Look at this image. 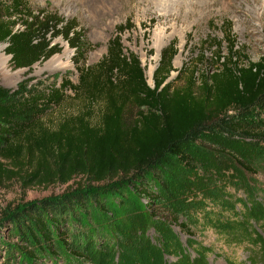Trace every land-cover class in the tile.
<instances>
[{"label":"trees","instance_id":"trees-1","mask_svg":"<svg viewBox=\"0 0 264 264\" xmlns=\"http://www.w3.org/2000/svg\"><path fill=\"white\" fill-rule=\"evenodd\" d=\"M131 27L118 25L105 54L89 65L92 45L74 18L36 10L29 0H0V43L7 44L9 65L31 70L59 51L58 43H51L58 37L73 50L76 77L72 82L64 73L56 82L51 75L25 76L15 87L0 84V159L31 184H65L80 177L74 187L5 215L6 237L15 240L4 238L1 221L2 264H91L89 254L92 264H164L163 247L172 231L152 214L160 207L180 231L191 232L177 221L176 207L164 206L177 185L174 162L190 170L203 165L228 171L244 191L246 215L264 222L253 190L255 175L264 173V156L258 152L264 143V54L256 61L245 57L225 20L222 38L207 44L211 70L197 76L192 66L183 79L182 64L167 80L176 53L170 41L159 51L149 86L137 56L125 53L120 42V33ZM69 95L78 97L81 109L49 126L46 115ZM24 153L35 162L25 172ZM142 198L155 238L135 226L130 233H117L123 224L112 212L130 204L140 207ZM162 235L166 238L159 240ZM135 240L143 249L133 246Z\"/></svg>","mask_w":264,"mask_h":264},{"label":"rangeland","instance_id":"rangeland-1","mask_svg":"<svg viewBox=\"0 0 264 264\" xmlns=\"http://www.w3.org/2000/svg\"><path fill=\"white\" fill-rule=\"evenodd\" d=\"M29 2L36 10L43 8L63 18H74L84 28L86 39L92 45L86 57V63L89 65L97 63L105 54L107 41L116 34L118 25L124 23L131 25V29L120 33V42L125 53L132 52L137 56L149 86H152V73L150 75L149 68L155 67L160 49L170 41L175 42L176 53L171 61L174 70L169 72L167 80L174 79L175 70L182 67V64H185L181 75L183 79L184 74L192 66H195L193 68L197 76L203 69L211 70L213 65L206 62L209 61L212 48L207 44L222 38L220 24L225 20L231 22L236 47L243 50L245 57L256 61L264 54V0H29ZM51 43H58L59 51L47 58L48 60L35 63L29 71L27 68L13 69L9 65L10 56L4 52V43H0V84L15 87L25 76L44 75H51L52 79L55 78L58 82L60 75L64 73L75 82V72L70 62L73 50L58 37ZM222 46L221 50L225 52V47ZM64 54H68V60L63 58L61 63L67 61L66 69L58 70L55 65L50 64L53 58H62ZM95 106L90 110L93 119L96 116ZM81 107L82 103L78 97L69 95L61 107L48 112L45 121L49 126H54L60 115L79 110ZM205 145L217 148V143ZM258 152L261 157L264 156V143ZM27 155L24 153V172L35 165L33 161L28 162ZM0 161L5 169L0 172V222L11 210L30 201L58 195L80 181V177L76 176L65 184L59 182L31 184L28 179L23 180L18 175V171L11 163L2 159ZM171 168L177 185L172 194L165 198L164 206L170 209L176 207L180 213L177 221L183 222L191 232L187 234L180 231L176 224L169 221L168 215L164 211L161 212L160 207L152 214L160 221L161 218L164 219V223H160L172 231L170 237L162 235L158 238L159 240L166 238L167 242L163 247L164 264H264V222L255 215H246L247 209L243 204L244 191L235 185L239 182L235 181L228 171H221L218 168L197 165L196 169L190 170L176 162ZM213 174H220L216 175L214 182ZM255 178L253 190L258 195L256 201L262 202L260 205L262 211L259 215L264 216V173L256 174ZM233 180L236 183H232ZM145 201L144 198L140 200V207L130 204L126 209L120 208L112 212L113 218L123 224L118 227L117 233L121 235L130 233L129 228L135 226L148 238H155L157 232L155 226L151 225L153 223L149 219L151 212L145 208ZM246 205L249 204L245 201ZM1 223L5 230L1 232L4 238L13 242L15 240L13 237H6L7 222L4 220ZM133 246L143 249L144 245L135 240ZM88 256V261L92 264L95 261L93 255ZM2 260L0 257V264Z\"/></svg>","mask_w":264,"mask_h":264},{"label":"bare ground","instance_id":"bare-ground-1","mask_svg":"<svg viewBox=\"0 0 264 264\" xmlns=\"http://www.w3.org/2000/svg\"><path fill=\"white\" fill-rule=\"evenodd\" d=\"M65 58L66 60H68V54H64V56L61 57H57V58H53L51 61H50V64L52 65H55L56 66V69L58 70H61V69H66L67 68V61L64 62V63H61V59ZM49 64V66H50ZM53 69V68H52ZM154 67H150L149 68V72H150V75L153 71ZM17 75V74H16Z\"/></svg>","mask_w":264,"mask_h":264},{"label":"water","instance_id":"water-1","mask_svg":"<svg viewBox=\"0 0 264 264\" xmlns=\"http://www.w3.org/2000/svg\"><path fill=\"white\" fill-rule=\"evenodd\" d=\"M4 45L6 46L7 44H6V43H4Z\"/></svg>","mask_w":264,"mask_h":264}]
</instances>
